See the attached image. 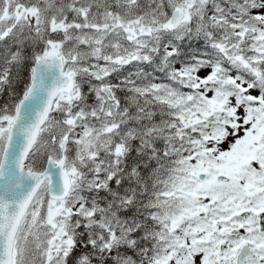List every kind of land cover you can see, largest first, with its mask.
Wrapping results in <instances>:
<instances>
[{"label":"snow or ice","instance_id":"1","mask_svg":"<svg viewBox=\"0 0 264 264\" xmlns=\"http://www.w3.org/2000/svg\"><path fill=\"white\" fill-rule=\"evenodd\" d=\"M0 264H264V0H0Z\"/></svg>","mask_w":264,"mask_h":264}]
</instances>
